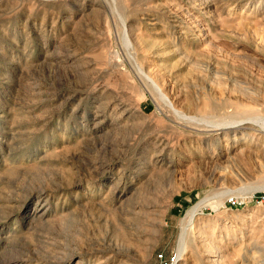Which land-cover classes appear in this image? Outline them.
<instances>
[{"label":"rangeland","instance_id":"374dc122","mask_svg":"<svg viewBox=\"0 0 264 264\" xmlns=\"http://www.w3.org/2000/svg\"><path fill=\"white\" fill-rule=\"evenodd\" d=\"M263 117L264 0H0V264H264Z\"/></svg>","mask_w":264,"mask_h":264},{"label":"bare ground","instance_id":"6f19581e","mask_svg":"<svg viewBox=\"0 0 264 264\" xmlns=\"http://www.w3.org/2000/svg\"><path fill=\"white\" fill-rule=\"evenodd\" d=\"M154 93L159 99L161 98L163 101L166 100L168 102L170 108H172L174 114L176 116H178L179 118H181V120L185 119L188 121H194V122L200 123L202 126L209 128L210 130L215 129V130H219L220 132H224V131H229V130L232 131V129H233V131H236L237 129H239V130L246 131V133L252 137L256 136V132L258 129L256 128L257 126H255V122H256L255 118H258L260 116H257V117L254 116L255 118H253V117H246L244 119L240 118V120L232 121L233 119L227 120L228 119L227 117H222V118L218 119V116H217V118H215L214 116H212V115L209 116L206 113L195 112L196 110L190 111V109H189V112L188 111L187 112L181 111V110L175 109L176 107L174 108V103L172 102V100L166 95V93H164V91L159 86L156 85L154 87ZM167 102H166V104H167ZM229 114H231V113H229ZM260 137H262V136H260ZM177 255H178V253H177ZM209 263H211V262H209Z\"/></svg>","mask_w":264,"mask_h":264},{"label":"built area","instance_id":"2783aa9c","mask_svg":"<svg viewBox=\"0 0 264 264\" xmlns=\"http://www.w3.org/2000/svg\"><path fill=\"white\" fill-rule=\"evenodd\" d=\"M230 201H231V203L234 202L233 200H230ZM170 260H171V261L174 260V257H171Z\"/></svg>","mask_w":264,"mask_h":264}]
</instances>
